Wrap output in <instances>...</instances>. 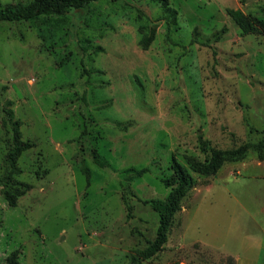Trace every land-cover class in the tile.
Instances as JSON below:
<instances>
[{
    "label": "rangeland",
    "instance_id": "374dc122",
    "mask_svg": "<svg viewBox=\"0 0 264 264\" xmlns=\"http://www.w3.org/2000/svg\"><path fill=\"white\" fill-rule=\"evenodd\" d=\"M168 1L0 22V264H264V160L187 164L264 139V0ZM172 159L195 183L145 259Z\"/></svg>",
    "mask_w": 264,
    "mask_h": 264
},
{
    "label": "trees",
    "instance_id": "16d2710c",
    "mask_svg": "<svg viewBox=\"0 0 264 264\" xmlns=\"http://www.w3.org/2000/svg\"><path fill=\"white\" fill-rule=\"evenodd\" d=\"M96 1L98 0H32L30 3L25 4H9L0 9V22L29 21L40 16H61L70 10L85 8ZM161 1L166 9H171L168 0ZM170 13L172 20H167L168 25H171V22H176L177 12L173 10ZM227 13L241 29L243 35L256 32L259 24H261L258 19H253L239 9H229ZM153 37L154 32H151L150 35L143 39L142 46L147 48L153 41ZM201 145L204 151L210 152V156L205 161H199L195 157H188L187 164L191 170L205 177L215 175L226 163L244 159L249 151L256 152L259 159L261 161L264 160V139L255 144L246 143L236 149L227 150L210 148L207 142H202ZM94 162L100 167H105L106 165L97 154L94 155ZM170 169L171 174L162 180L165 187L171 188L169 195L165 199H152L146 202L158 214L160 222L156 240L142 253L145 259L154 256L162 250L170 234L173 218L180 210L182 200L195 183L186 166L179 163L176 159H172ZM5 197L11 205H14L13 199L7 192H5ZM6 263L22 264L19 260V253L17 251L11 253L7 257ZM134 263L135 259L132 261V264Z\"/></svg>",
    "mask_w": 264,
    "mask_h": 264
}]
</instances>
